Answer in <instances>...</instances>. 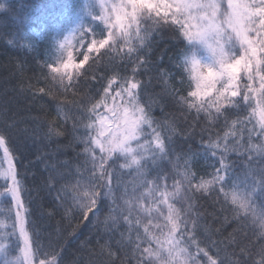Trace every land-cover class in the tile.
<instances>
[{
  "label": "snow or ice",
  "instance_id": "obj_1",
  "mask_svg": "<svg viewBox=\"0 0 264 264\" xmlns=\"http://www.w3.org/2000/svg\"><path fill=\"white\" fill-rule=\"evenodd\" d=\"M9 11L0 3V12ZM80 12L75 27L51 38L40 67L65 91L74 86L70 69L79 83L81 75L97 79L91 69L105 59V70L118 61L124 68L123 74L113 67L100 76L97 95L74 104L79 124L73 130L84 129L78 138L83 161L57 197L71 200L83 220L107 209L108 231L123 222L115 241L123 256L117 260L106 241L100 245L105 264H264V0H86ZM165 32L180 43L174 60L167 48L158 52L159 60L167 56L174 63L188 82L186 95L172 85L175 76L153 60L156 37ZM0 37L39 59L35 41L18 33ZM76 49H82L79 62ZM90 54H95L90 69L79 71ZM153 80L161 88L149 95ZM168 100L196 117L203 114L209 127L200 133V148L193 150L190 133L178 131L169 115H153L155 107L163 113ZM56 116L70 118L63 104ZM218 123L221 131L213 135ZM54 132L63 134L50 126L48 135ZM177 137L189 138L186 149L178 151ZM0 150V264H61L59 252H44L39 233L30 228L6 131H0ZM232 154L238 159L229 160ZM201 158H212L213 170L197 176L193 169ZM196 193L230 206L239 231L215 239L220 230L202 221Z\"/></svg>",
  "mask_w": 264,
  "mask_h": 264
},
{
  "label": "trees",
  "instance_id": "obj_2",
  "mask_svg": "<svg viewBox=\"0 0 264 264\" xmlns=\"http://www.w3.org/2000/svg\"><path fill=\"white\" fill-rule=\"evenodd\" d=\"M83 2L84 0H0V3H6L11 9L9 12H0V33L7 32L13 35L18 33L26 37L30 24L41 19L67 16L66 20L50 23L42 40L31 39L38 45L39 59H33L30 54L25 55L23 50L8 46L5 38L0 37V131H6L10 151L16 157L17 173L25 188L22 198L29 209L32 221L30 228L39 233L44 252L51 253L53 250L59 252L61 264H105L108 257L100 255V245L106 241L111 242L117 260L123 256V252L115 243L119 239L118 232L125 228L123 222L118 228L108 231L104 222L107 209L95 218L89 213L88 220H83L79 209L71 200L57 198L61 185L72 178L70 174L74 172L75 166L83 161V155H78L82 153L83 147L78 138L83 135L84 129L78 126L75 132L73 130V124H79L76 119L79 113L74 104L76 102L84 104L89 96H96L101 83L100 76L111 74L113 67L121 74L124 73L123 65L119 61L115 65H109L105 70L104 65L109 63L105 59L104 64L98 69H91L97 75L95 80L81 75L80 82L76 83V70L70 69L69 71L73 73L74 86L68 85L66 81L65 84L68 85L66 91L51 78H45L44 73L47 70L40 67L44 61L43 53L52 37L67 32ZM156 39L160 40V43L157 51L153 53V60L175 76L171 81L172 85L177 88L179 94L186 95L189 87L187 80L179 74V70L167 56L163 61H160L158 56L161 49L167 48L168 56H173L174 60V53L178 51L177 46L180 42L172 39L166 32L162 34V38ZM104 51L106 49L101 50V55ZM94 55L90 54L88 64L79 71L90 69ZM21 61L24 62L23 71L20 70ZM151 75L155 76L156 72L153 71ZM182 79L184 82L180 83ZM29 84L36 95L28 91ZM39 88H44V94L39 93ZM160 88L161 86L153 80L149 95L152 92H159ZM141 98L146 100L148 97L142 95ZM58 104H63L65 111L69 112L70 118L67 122L57 118ZM164 108L162 113L159 107H155L153 115L158 119L163 115H169L170 119L175 120L178 131L187 130L190 133L193 150L200 148V133L209 127L203 114L196 117L194 112L187 113L172 100H168ZM50 126L63 134L56 135L54 132L49 136ZM217 131H221L219 123L211 128L213 135ZM207 135L205 133V142ZM188 139L176 138L178 151L180 148L186 149ZM236 159L238 157L235 154L229 156V160ZM51 165H55V170ZM209 166V161L201 158L197 160L193 170L200 176L211 173ZM50 176L55 177L51 184ZM2 183L0 181V184ZM194 202L201 213L202 221L210 228L220 230L215 233V239H223L234 229L239 231L236 222L230 219L232 215L229 211L230 206L222 205L212 195L201 197L199 193H196ZM2 218L0 216V219ZM245 231L251 236V226H247ZM197 234L204 243H207L204 233Z\"/></svg>",
  "mask_w": 264,
  "mask_h": 264
},
{
  "label": "rangeland",
  "instance_id": "obj_3",
  "mask_svg": "<svg viewBox=\"0 0 264 264\" xmlns=\"http://www.w3.org/2000/svg\"><path fill=\"white\" fill-rule=\"evenodd\" d=\"M86 2V0H84V2L82 3V5ZM80 4V7H79V11L77 12V15L75 16V20L73 22V24L70 26V28L67 30V32L65 33V35L73 28L76 26V24L79 22V19H80V15H81V12H80V8L82 6ZM67 19V16L64 15V16H61V17H54V18H51V19H41L39 21H36L34 22L33 24H30L29 27H28V31H27V34H26V37L27 39H39V40H42L46 34V31L48 29V26L50 23H53V22H56V21H62V20H66ZM82 51V49H76L73 51V55L74 57H76L77 61L80 57L79 53ZM209 163H210V169L209 171L212 172V163L214 162V160L212 158H209L208 159Z\"/></svg>",
  "mask_w": 264,
  "mask_h": 264
}]
</instances>
